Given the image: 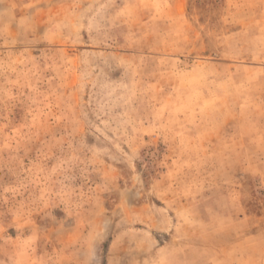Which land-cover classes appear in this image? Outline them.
<instances>
[{"label":"rangeland","instance_id":"obj_1","mask_svg":"<svg viewBox=\"0 0 264 264\" xmlns=\"http://www.w3.org/2000/svg\"><path fill=\"white\" fill-rule=\"evenodd\" d=\"M0 264H264V0H0Z\"/></svg>","mask_w":264,"mask_h":264}]
</instances>
